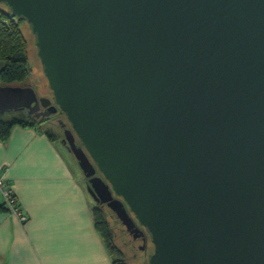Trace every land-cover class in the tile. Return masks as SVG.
Instances as JSON below:
<instances>
[{"label":"water","instance_id":"water-1","mask_svg":"<svg viewBox=\"0 0 264 264\" xmlns=\"http://www.w3.org/2000/svg\"><path fill=\"white\" fill-rule=\"evenodd\" d=\"M0 3L36 37L43 117L149 264H264V0ZM37 104L0 87V114Z\"/></svg>","mask_w":264,"mask_h":264},{"label":"crops","instance_id":"crops-1","mask_svg":"<svg viewBox=\"0 0 264 264\" xmlns=\"http://www.w3.org/2000/svg\"><path fill=\"white\" fill-rule=\"evenodd\" d=\"M75 164L35 128L15 126L0 141V178L28 217L6 211L0 193V264H113Z\"/></svg>","mask_w":264,"mask_h":264},{"label":"trees","instance_id":"trees-1","mask_svg":"<svg viewBox=\"0 0 264 264\" xmlns=\"http://www.w3.org/2000/svg\"><path fill=\"white\" fill-rule=\"evenodd\" d=\"M24 22L27 21L13 16L9 8L8 11L0 9V63L2 64L0 81L3 84L2 86L31 88L29 85L17 86L25 83L31 72L28 41L22 31ZM29 26L31 28L30 24ZM45 125L44 129L43 126ZM15 126L35 128L53 142H58L61 139L59 133L54 129L55 124L48 122L47 119L38 120L26 110H18L0 114V141H7L11 130ZM69 153L72 155L71 152ZM73 159L77 164L76 159L74 157ZM92 207L95 227L114 264H129L124 252L115 242V235L113 234L106 208L103 209V207L93 202ZM3 208L6 209L5 205H3ZM118 222L121 224L119 220Z\"/></svg>","mask_w":264,"mask_h":264},{"label":"rangeland","instance_id":"rangeland-1","mask_svg":"<svg viewBox=\"0 0 264 264\" xmlns=\"http://www.w3.org/2000/svg\"><path fill=\"white\" fill-rule=\"evenodd\" d=\"M0 9L8 11V7L4 3H0ZM22 31L24 33L25 38L28 41L29 64H30V71L31 72H30V75H29V78L27 79V81L25 83H23L22 85H17V86L29 85L34 90V92L36 93L38 98L54 101L53 100V93L50 90L48 81L44 75L43 66H42L41 61L38 57V50L36 47V38L32 32V28H30V26L27 22H24L22 25ZM1 69H2V67H1ZM1 85H3V84H1ZM64 118L65 119H62V121L67 124L68 129L72 130L70 124L68 123V121L66 119V117H64ZM52 123L56 125L54 127V129H55V131H57L59 133L60 137L62 138V131H61L62 129L59 127V125L56 121L52 122ZM46 125L43 126V128L46 127ZM58 144L60 146H63L61 139L58 141ZM81 145L82 144H80V147H83ZM63 150L66 153V155L69 157V159L71 160V163H72L74 160H73L72 156L68 153L69 151L66 150L64 148V146H63ZM75 170L77 171L78 177L81 180H84V176H83L80 168L77 166V169H75ZM92 202L94 203L93 200H92ZM105 210L107 211V214H108V217L110 220V225L112 226V230L114 232L113 234L115 235V242H116L117 246L124 252L127 262L129 264H149V259L154 252V247H153L151 240L148 239L146 245H144L143 241H141V240H138L136 243H133L132 237L130 235H128L125 231V228L123 226H121V224H119L116 215L108 208H106ZM139 246H141V247L139 248ZM112 262L114 264L113 260H112Z\"/></svg>","mask_w":264,"mask_h":264},{"label":"flooded vegetation","instance_id":"flooded-vegetation-1","mask_svg":"<svg viewBox=\"0 0 264 264\" xmlns=\"http://www.w3.org/2000/svg\"><path fill=\"white\" fill-rule=\"evenodd\" d=\"M54 100V99H53ZM41 101V98H38V110H36V113L37 114H41V116L38 118V117H36V114H33V115H31V116H34L35 118H37L38 120H44V119H47L48 120V122H57L58 123V125H59V127L62 129L61 131H62V138H61V141H62V143H63V146L65 147V148H68V146L66 145V143H64V141H63V139H65V132L67 131V130H70V129H68V127H67V124L66 123H64L63 121H62V119H65L64 117V114L60 111V110H58V112L56 113V114H53V115H51V116H49V117H47V116H45V117H43V113H47L48 112V110H49V106L46 108V107H44L43 105H42V103L40 102ZM54 101H52V104H51V106H54ZM26 110V109H25ZM28 113H29V111L28 110H26ZM30 114V113H29ZM72 131V130H71ZM75 143H76V145H77V147H80V141H78V139L75 137ZM82 146V145H81ZM68 151L69 152H71L70 151V149L68 148ZM73 155V154H72ZM71 155V156H72ZM74 157V156H73ZM72 157V158H73ZM74 160V159H73ZM77 164H78V162H77ZM79 167V166H78ZM96 177H101V175H100V173L99 172H97L96 173ZM84 185H85V188H86V190H87V187L89 186V187H91V184H90V178H86V177H84ZM88 193V192H87ZM88 196L94 201V203L96 204V205H99V206H101V207H103V209H105V208H108V206H107V203H103L102 202V197L101 196H98L97 195V199H96V201H95V199H94V197L92 196V195H90L89 193H88ZM115 197V196H114ZM91 200V201H92ZM109 209V208H108ZM113 212V211H112ZM114 213V212H113ZM121 223V222H120ZM121 226H123L122 225V223H121ZM124 227V226H123ZM125 228V227H124ZM125 231H126V233L128 234V235H130L131 237H132V241H133V243H136L138 240H141L142 241V238H137V239H134V235H132V234H130L127 230H126V228H125ZM141 246H139V248H140Z\"/></svg>","mask_w":264,"mask_h":264},{"label":"built area","instance_id":"built-area-1","mask_svg":"<svg viewBox=\"0 0 264 264\" xmlns=\"http://www.w3.org/2000/svg\"><path fill=\"white\" fill-rule=\"evenodd\" d=\"M0 193L4 197V205L6 210L12 215L19 217L20 221L27 223L28 217L22 215L20 203L17 200L13 189L7 186V183L3 178H0Z\"/></svg>","mask_w":264,"mask_h":264},{"label":"clouds","instance_id":"clouds-1","mask_svg":"<svg viewBox=\"0 0 264 264\" xmlns=\"http://www.w3.org/2000/svg\"><path fill=\"white\" fill-rule=\"evenodd\" d=\"M24 110V109H23ZM82 172V171H81ZM83 174V173H82ZM84 176V175H83Z\"/></svg>","mask_w":264,"mask_h":264}]
</instances>
